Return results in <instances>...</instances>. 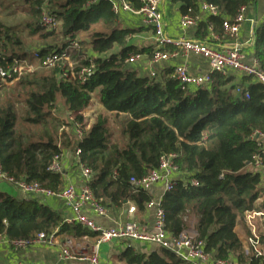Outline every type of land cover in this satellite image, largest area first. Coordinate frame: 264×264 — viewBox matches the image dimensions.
Returning a JSON list of instances; mask_svg holds the SVG:
<instances>
[{"label": "trees", "instance_id": "1", "mask_svg": "<svg viewBox=\"0 0 264 264\" xmlns=\"http://www.w3.org/2000/svg\"><path fill=\"white\" fill-rule=\"evenodd\" d=\"M132 1L136 9L140 8L139 0ZM169 1L178 4L183 15L194 17L202 16V3L219 8V15H207L199 22L200 40L211 31L223 35V21L255 2ZM87 2L0 0V68L11 71L10 78L0 77L3 172L15 180L59 192L64 188V175L54 171L52 164L56 157L61 160L66 148L77 147L80 164L92 173L89 186L100 204L119 207L134 201L144 210L152 196L135 187L131 179L146 176L159 167L163 156L175 154L179 173L161 202L167 233L172 237L183 234L194 214L198 218L197 236L213 261L264 264V254L256 253L251 245L246 253L236 231L239 224L244 225L246 213L256 209L261 195L263 175L247 167L257 156L264 163V143L254 137L255 133L264 135V85L252 76L232 72L213 73V83L205 88L184 87L172 77V71L163 76H140L126 60L135 53L151 56L150 48L128 44L132 32L142 28L122 27L108 2L93 6ZM45 10L53 11L58 18L59 25L53 30L41 22ZM24 18L28 37L39 43L35 59L41 72L13 70L15 60L28 59L22 25L18 24ZM97 21L110 32L95 31L88 41L81 40L79 34L90 31ZM254 34V57L264 71V23L255 28ZM74 41L80 48L68 55L69 61L62 60L49 69L43 67L48 56L63 54ZM87 67L93 70L82 82L79 73ZM5 81L16 82V94ZM97 92L107 113L125 118L123 144L112 142L107 115L99 114L86 129L84 110ZM60 100L70 114L68 119L54 114ZM78 125L83 135L74 140L69 132L75 134ZM193 179L198 185L191 182ZM39 233L62 239H99V233L67 222L45 203L18 200L0 192V235L13 242L34 239ZM260 237L262 244L264 235ZM120 260L126 264H191L161 247L145 254L129 246Z\"/></svg>", "mask_w": 264, "mask_h": 264}, {"label": "built area", "instance_id": "2", "mask_svg": "<svg viewBox=\"0 0 264 264\" xmlns=\"http://www.w3.org/2000/svg\"><path fill=\"white\" fill-rule=\"evenodd\" d=\"M101 2H108L112 5V10L116 14L130 13L137 14L141 17L142 24L149 27L153 35V52L150 56L151 64L156 66L162 61H167L170 58H175L179 55L186 58L191 55L200 56L204 58L209 66V71L202 74L192 73L185 64H178L172 71V77L176 78L184 87H209L213 83V73H227L232 72L238 75L252 76L256 81L264 85V71L259 67L257 60L254 58L248 61L245 53L241 49L239 43H235L232 47L220 48L211 46L205 42L190 39L185 35L173 37L168 35L165 31L164 13L162 11V3L164 0H139L140 8L136 9L132 0H88L87 5H98ZM201 13L206 15L217 16L220 14L217 6L202 3L200 5ZM247 6L241 7L237 15L233 18H226L223 21V35L232 40L239 37L242 24L246 20ZM200 17H194L191 14L182 15L180 26L182 29L195 26L199 22ZM42 24L48 29L53 30L59 25L56 14L51 10H45L41 18ZM211 31V30H210ZM213 38L220 41V35L211 31ZM174 48L173 51H166L167 48ZM78 41L72 42L61 55L48 56L42 65L44 68H53L60 61H69L68 55L79 49ZM38 55L35 53V58ZM145 54H132L126 63L134 66L142 61ZM26 63V60H15L13 65L14 71H19L20 63ZM72 66V64H69ZM93 67L83 68L79 73V79L85 82L87 77L91 75ZM20 72V71H19ZM150 76L156 77L155 70L150 72ZM0 77L6 80L11 77V71L0 68ZM239 91V89H238ZM248 96V95H247ZM72 119V117H71ZM77 135L81 137L83 134L80 125L77 126ZM260 139L263 143L264 135L255 133L254 137ZM79 155V150H78ZM175 154L163 156L161 158L159 167L151 170L146 176L138 179L132 178L131 183L143 190L149 191L154 185L162 184L164 186V193L170 190L173 186V181L179 173V168L175 163ZM254 167L261 171L264 175V163L259 156L255 157ZM52 169L54 171H61L60 158L56 157ZM84 182L81 189H78L74 184H68L59 192H53L43 188L38 183H27L22 180H15L3 172L0 166V179L6 180L17 185L25 193H40L46 196L59 197L65 201L70 208L72 215L67 219L69 223H80L90 229L91 231L99 233L97 246L91 253L77 252L71 238L67 239L62 247L61 258L64 261H84L85 264H103L100 260L98 246L104 242L112 240H128V241H143L154 243L161 248H166L173 252L182 260L191 264H235L232 260H216L213 261L209 254L204 251V242L198 238L197 235L181 234L178 237L170 236L164 227V214L161 208L162 197L159 199H152L147 203L149 208L155 210V222L153 230H149L145 225L136 222H126L119 224L112 228H104L98 225L93 216L106 217L108 215L107 208L100 204L94 197L89 182L92 178L91 171L82 166ZM198 185L196 180L191 181ZM164 195V194H163ZM135 210L134 207L131 208ZM246 222L250 230L249 243L258 254H264L261 250V237L258 232V221H264V209L262 211L252 210L246 213ZM35 242H42L48 245H54L56 242L55 234L39 233L31 240H15L10 242L14 247L23 249ZM16 264H40L18 261Z\"/></svg>", "mask_w": 264, "mask_h": 264}, {"label": "crops", "instance_id": "3", "mask_svg": "<svg viewBox=\"0 0 264 264\" xmlns=\"http://www.w3.org/2000/svg\"><path fill=\"white\" fill-rule=\"evenodd\" d=\"M162 11L164 13V24L165 31L168 35L173 37L185 35L186 37L194 40H199L205 42L211 46H216L220 48L232 47L236 42L239 43L241 49L246 55L248 61L254 59L253 52V36L254 30L261 23H264V0H255V2L247 6L246 20L242 24V28L238 39L232 40L225 35H220V41L213 38L211 32L208 34L205 40H200L197 36L199 22L205 18L207 15L202 13L201 19L195 26L188 27L187 29H182L180 26L182 13L178 4H173L169 0H164L162 3ZM118 23L128 29H140L139 31L132 32L128 37V44L136 45L138 47L150 48L153 52V35L149 27L142 24L141 17L137 14L121 13L119 14ZM108 32V30L106 31ZM79 34V38H81ZM218 35V34H217ZM166 51L171 52V47L167 48ZM178 64H185L188 69L195 74H202L209 71V66L207 61L200 57L191 55L186 58L184 56H177L175 58H170L167 61H162L159 65H152L150 61V55L145 54V57L138 64L134 65V68L138 71L140 76H150V72L155 70L157 76H163L168 72L173 71L174 67ZM238 81L239 77L237 76ZM62 110L64 112H62ZM61 113L64 118L68 119L70 114L65 110L63 101H59L55 112ZM61 111V112H60ZM99 114L107 115L109 118L110 127L113 132L112 142H117L123 144L124 135V121L123 117H115L111 113H107L100 101L98 92L94 94L93 100L90 105L84 110L86 129H89L96 121ZM56 115V114H55ZM57 116V115H56ZM61 116V115H60ZM59 117V116H58ZM68 133V128H66ZM74 140H79L82 138L77 135V133H71ZM61 141V139H60ZM60 166L62 174L64 175L65 184H74L78 189H81L83 185L84 178L82 172V165L80 164L78 149L77 147L66 148L60 160ZM248 170H256L253 165H248ZM0 192L3 194H8L18 200L22 199H33L45 203L52 210L60 213L63 218L67 221L71 217L72 212L70 208L66 205L65 201L59 197L46 196L40 193H25L17 185L10 183L6 180L0 179ZM148 193L152 196V199L156 200L163 196L164 186L162 184L154 185ZM108 211L106 217L93 216L95 222L104 227L112 228L119 224H124L126 222L136 221L139 222L149 230H153L155 222V210L149 208L147 203L145 204V209L140 210L134 201H128L123 206L112 207L111 204L105 206ZM134 207L135 210L132 211L131 208ZM264 209V175L261 184V195L256 203L257 211H262ZM197 216L192 214L188 219V228L184 234L197 235L196 224ZM244 223V222H243ZM258 232L260 236L264 235V221L259 220ZM90 230V229H89ZM91 231V230H90ZM239 238L242 240L246 253H249L250 243H249V230L245 219L244 225L239 224L236 227ZM69 238L62 239L56 236V242L54 245H48L42 242H35L30 246L19 249L14 247L8 240L7 237L0 235V264H16L18 261L40 263V264H85L84 261H64L61 258L62 247L65 241ZM98 240L93 237H84L79 240H73L75 251L77 252H87L91 253L97 246ZM132 246L136 251L140 253L148 254L159 247L154 243L143 242V241H128V240H112L110 242L101 243L98 246V252L100 260L103 264H126L124 261L120 260V255L127 249V247ZM261 250L264 253V243L261 244Z\"/></svg>", "mask_w": 264, "mask_h": 264}, {"label": "rangeland", "instance_id": "4", "mask_svg": "<svg viewBox=\"0 0 264 264\" xmlns=\"http://www.w3.org/2000/svg\"><path fill=\"white\" fill-rule=\"evenodd\" d=\"M21 17L23 18V16H21ZM24 20H25V18L21 22H19L18 24L22 25L23 35L25 37L26 50H27V53H28V59L26 60L27 61L26 63H24V62L20 63L19 71L21 73H29V72H32V71L41 72V71H43V69L40 66V64L38 63V61L35 59V56H34L35 55V49H37L39 47V43L37 42L36 38L28 37L29 36V29L23 27ZM107 30H108V32H110L109 29H106V28L103 27L101 21H97V22L93 23V25L91 26L90 31L82 32L81 38L88 41L89 38H90V34L91 33L95 32V31H104V32H106ZM57 31H59V30H57ZM115 50H117V47H116ZM33 56H34V58H33ZM5 83L8 84L9 87H12V90L15 92V94L17 93V90L14 87L16 82L8 83L7 81H5ZM62 112H64V111L62 110ZM55 114L57 116H59L60 118H64L62 116V114L61 113L59 114L57 111L55 112ZM32 129H34V128H32ZM258 227H259V223H258ZM263 231L264 230H262V232Z\"/></svg>", "mask_w": 264, "mask_h": 264}, {"label": "water", "instance_id": "5", "mask_svg": "<svg viewBox=\"0 0 264 264\" xmlns=\"http://www.w3.org/2000/svg\"><path fill=\"white\" fill-rule=\"evenodd\" d=\"M254 42H255V34L253 36V45H254ZM263 143H264V140H263Z\"/></svg>", "mask_w": 264, "mask_h": 264}]
</instances>
